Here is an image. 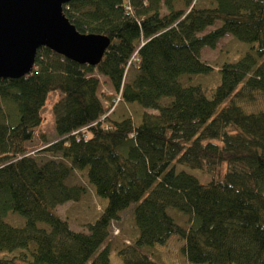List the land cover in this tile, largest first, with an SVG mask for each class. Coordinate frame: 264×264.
<instances>
[{"label":"trees","instance_id":"obj_1","mask_svg":"<svg viewBox=\"0 0 264 264\" xmlns=\"http://www.w3.org/2000/svg\"><path fill=\"white\" fill-rule=\"evenodd\" d=\"M63 11L110 44L95 66L42 47L30 73L0 78V253L30 257L0 264H112L110 225L132 204L122 264H161L155 244L171 234L188 264H264V111L243 106L264 96V0H71ZM227 35L251 48L220 66V82L184 80L214 70L202 49ZM101 77L112 92H99ZM52 92L58 137L35 151ZM122 102L144 109L139 122L112 117ZM76 172L106 201L86 232L56 211L86 193L66 182Z\"/></svg>","mask_w":264,"mask_h":264},{"label":"rangeland","instance_id":"obj_2","mask_svg":"<svg viewBox=\"0 0 264 264\" xmlns=\"http://www.w3.org/2000/svg\"><path fill=\"white\" fill-rule=\"evenodd\" d=\"M251 45L248 43L240 42L231 35H227L222 38L215 49L204 47L202 49L201 58L202 61L209 63L213 66L214 70L207 75H193L185 77L184 80L192 84H203L208 87L215 86L220 82V73L218 69L227 61H236L242 54L249 50ZM133 70L129 71V75ZM107 91L112 92L113 88L109 82L101 77V85L99 92ZM61 96L60 92H52L49 94L45 106L41 110L43 118L42 126L40 129L39 137L28 145L31 149L38 151L40 148L48 143L54 141L58 135L55 130V117L53 113V105ZM166 102V100H164ZM243 106L247 111H264V96L257 95V99L253 103H245ZM144 109L137 104H125L120 103L113 112L112 117L120 119L121 117L130 116L137 123L140 121L141 114ZM150 113H156L153 110H147ZM41 152V151H39ZM36 153V159L38 161H48L54 158L49 153ZM176 172L186 171L195 175L201 183L207 184L211 181V178L205 174H202L196 170H189L186 167L176 165ZM68 184H80L85 185L87 188L84 196L77 202L70 201L56 208V211L60 217L67 220L70 227L76 231L86 232L85 224L94 222L101 214L106 201L98 198L95 194L94 188L89 184L84 172H76L73 176L67 178ZM133 204L126 210L120 213L119 220L113 221L110 225V236L108 239V245L110 249V261L112 264H122L118 255L119 248L124 244H129L137 233V229L133 219ZM168 212L175 216L176 220L181 224L185 223L186 216L176 212L173 209H168ZM8 221L14 225H20L23 223V218L17 214L10 213L7 217ZM156 248L159 252V259L161 264H188L187 260L182 254V249L185 245V241L179 236L171 234L164 240L157 242ZM23 254L26 255V259L30 260L28 253L23 250H17L11 254L0 253V258H19ZM22 262L21 260H18ZM28 262V261H27Z\"/></svg>","mask_w":264,"mask_h":264},{"label":"water","instance_id":"obj_3","mask_svg":"<svg viewBox=\"0 0 264 264\" xmlns=\"http://www.w3.org/2000/svg\"><path fill=\"white\" fill-rule=\"evenodd\" d=\"M69 1L0 0V78L30 73L42 47L80 64L100 63L110 38L79 32L63 11Z\"/></svg>","mask_w":264,"mask_h":264}]
</instances>
